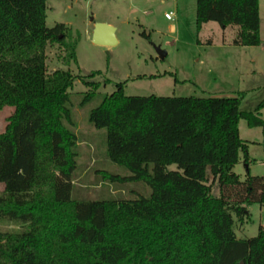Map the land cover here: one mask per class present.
Listing matches in <instances>:
<instances>
[{
	"label": "trees",
	"instance_id": "1",
	"mask_svg": "<svg viewBox=\"0 0 264 264\" xmlns=\"http://www.w3.org/2000/svg\"><path fill=\"white\" fill-rule=\"evenodd\" d=\"M46 20L47 0H0V112L14 108L0 134V264H264V228L244 240L234 232V216L264 205V178L248 172L242 182L233 172L241 152L248 163L239 122L264 130V102L242 112L240 98L128 97L118 84L89 122L107 131L108 158L130 175H101L125 188L144 183L151 194L128 188L138 197L76 200L74 78L50 75L46 51L64 44L77 62V43L65 44V25ZM210 22L237 27L234 46L261 43L259 0H196L197 32ZM85 83L79 107L99 86Z\"/></svg>",
	"mask_w": 264,
	"mask_h": 264
},
{
	"label": "rangeland",
	"instance_id": "2",
	"mask_svg": "<svg viewBox=\"0 0 264 264\" xmlns=\"http://www.w3.org/2000/svg\"><path fill=\"white\" fill-rule=\"evenodd\" d=\"M259 3L261 43L257 47H237L232 44L235 26L223 29L210 22L197 32L196 0H47V26L65 25L64 43H77V62L67 59L64 44L54 42L46 51L50 75L68 71L74 78L69 90L79 140L74 199L138 197L129 189L138 190L144 197L151 194L144 183L126 184L125 188L101 175L104 171L122 177L130 175L108 158L107 131L97 130L89 122L90 112L105 96L113 94L118 84L125 83L128 97L240 98L242 112H254L264 102V0ZM167 14H173V19H166ZM100 21L114 25L117 45L93 43V26ZM157 48L166 53L164 59ZM85 82L99 86L95 98L79 107L91 90ZM13 112L12 107L0 112V134ZM261 115L264 120V109ZM239 134L248 146V163L241 152L233 172L242 182L248 172L252 177L264 178L263 128H250L247 121L241 120ZM170 170L177 168L171 166ZM3 191L0 183V193ZM212 195L220 197L218 182ZM248 211L242 221L234 216V232L239 240L255 238L264 228V208L254 204ZM1 228L7 232L23 230L9 223H3Z\"/></svg>",
	"mask_w": 264,
	"mask_h": 264
},
{
	"label": "water",
	"instance_id": "3",
	"mask_svg": "<svg viewBox=\"0 0 264 264\" xmlns=\"http://www.w3.org/2000/svg\"><path fill=\"white\" fill-rule=\"evenodd\" d=\"M62 38V36L60 37ZM93 43L99 46L112 47L117 45L116 28L106 23H95ZM159 57L164 59L166 53L160 48L156 49Z\"/></svg>",
	"mask_w": 264,
	"mask_h": 264
},
{
	"label": "crops",
	"instance_id": "4",
	"mask_svg": "<svg viewBox=\"0 0 264 264\" xmlns=\"http://www.w3.org/2000/svg\"><path fill=\"white\" fill-rule=\"evenodd\" d=\"M260 4V3H259ZM100 22H102V23H106V24H109V25H112V26H114L112 23H110V22H105V21H100ZM100 22H98V23H100ZM207 25V24H206ZM205 26V25H204ZM203 26V27H204ZM95 28V23H94V26H93V29ZM172 29L174 30L175 29V26H172ZM203 29V28H202ZM93 34V33H92ZM262 208H264V205L262 206ZM249 212V211H248Z\"/></svg>",
	"mask_w": 264,
	"mask_h": 264
},
{
	"label": "built area",
	"instance_id": "5",
	"mask_svg": "<svg viewBox=\"0 0 264 264\" xmlns=\"http://www.w3.org/2000/svg\"><path fill=\"white\" fill-rule=\"evenodd\" d=\"M166 19H168V20H172L173 19V14H170V15H166Z\"/></svg>",
	"mask_w": 264,
	"mask_h": 264
}]
</instances>
